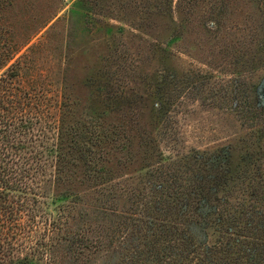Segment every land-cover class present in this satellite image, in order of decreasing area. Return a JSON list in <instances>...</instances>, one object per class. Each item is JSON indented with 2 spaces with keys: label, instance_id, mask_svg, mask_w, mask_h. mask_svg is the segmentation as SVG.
Returning a JSON list of instances; mask_svg holds the SVG:
<instances>
[{
  "label": "trees",
  "instance_id": "1",
  "mask_svg": "<svg viewBox=\"0 0 264 264\" xmlns=\"http://www.w3.org/2000/svg\"><path fill=\"white\" fill-rule=\"evenodd\" d=\"M8 4L0 0V264H93L112 248L116 264H264V107L242 92L220 108L221 92L210 101L205 84L161 75L139 94L149 122L77 114L65 91L17 84L36 45L16 58L32 36L15 42ZM196 98L248 133L243 178L233 182L223 165L233 139L186 150Z\"/></svg>",
  "mask_w": 264,
  "mask_h": 264
},
{
  "label": "rangeland",
  "instance_id": "2",
  "mask_svg": "<svg viewBox=\"0 0 264 264\" xmlns=\"http://www.w3.org/2000/svg\"><path fill=\"white\" fill-rule=\"evenodd\" d=\"M9 2L4 19L15 42L32 36L16 58L36 45L17 84L65 91L77 114L114 110L149 122L150 108L140 104L139 94L161 75L205 84L210 101L211 91L221 92L213 98L220 108L239 103L242 92L257 111L264 107V0ZM173 38L177 41L170 47ZM224 93L228 100L219 99ZM198 98L187 103L193 112L182 127L186 150L233 139L223 165L233 182L243 178L254 150L239 139L248 140V133L240 136L237 116L202 109ZM239 222L246 228V217ZM206 234L209 243L218 236L212 229ZM116 254L117 248L109 249L93 264H116Z\"/></svg>",
  "mask_w": 264,
  "mask_h": 264
}]
</instances>
